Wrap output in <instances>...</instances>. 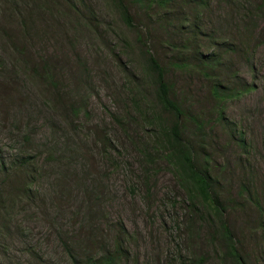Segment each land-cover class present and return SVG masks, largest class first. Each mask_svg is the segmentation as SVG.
<instances>
[{"label":"rangeland","instance_id":"374dc122","mask_svg":"<svg viewBox=\"0 0 264 264\" xmlns=\"http://www.w3.org/2000/svg\"><path fill=\"white\" fill-rule=\"evenodd\" d=\"M122 1L132 29L115 0H0V148L32 136L35 158L28 193L0 187V264H232L216 221L193 212L164 160L147 162L151 123L131 112L154 107L147 51L237 251L264 264V1Z\"/></svg>","mask_w":264,"mask_h":264},{"label":"trees","instance_id":"16d2710c","mask_svg":"<svg viewBox=\"0 0 264 264\" xmlns=\"http://www.w3.org/2000/svg\"><path fill=\"white\" fill-rule=\"evenodd\" d=\"M115 1L122 23L127 28H134L133 18L127 6L122 0ZM263 1L261 0L262 4L257 5L258 9L263 5ZM136 2L138 4L147 3L149 6H153V3L158 6L169 4V0H148L147 2L136 0ZM146 55L147 71L145 78L151 81L149 84H151L153 91L154 107L151 108V112H148V114L141 112L139 104H135L134 107H131L133 109L131 112L137 117L140 116L142 119L149 120L151 123L155 144L158 146V158L151 159V155H146L147 162L154 163L157 160H164L165 164L174 172L176 181L181 189L184 190L192 209L196 211L193 212L216 221L218 227L217 242L223 252V257L232 264H246L237 251V243L220 212L215 196L216 182L212 180L206 170L197 166L194 148L188 138L184 136L182 123L187 119V113L181 104L173 98L172 87L166 80L165 68L148 51ZM46 77L51 80L49 74H46ZM211 93L214 98L219 100H223L226 97L223 89L219 86H214L211 89ZM190 120L195 124L197 131L200 132L201 126L199 122L193 118H190ZM30 140H33L32 136H25L22 142H17L10 147L9 145L7 147L4 145L3 148H0V182H2L0 187L6 186V184L11 182L15 183L18 181L19 183V180H22L19 183L20 188H16V192L20 193V195L24 194V192L28 193V190L32 187L31 178L28 175L29 171L35 166V158L30 156L25 150ZM9 141L14 142L12 140ZM50 158L52 159L53 157ZM120 244V241L115 244L116 252ZM115 262V256L107 254L101 258L89 257L85 262L76 264H115ZM206 262L207 257L200 256L191 264H206Z\"/></svg>","mask_w":264,"mask_h":264}]
</instances>
